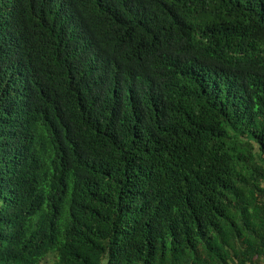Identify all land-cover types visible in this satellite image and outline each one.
<instances>
[{"label": "trees", "instance_id": "1", "mask_svg": "<svg viewBox=\"0 0 264 264\" xmlns=\"http://www.w3.org/2000/svg\"><path fill=\"white\" fill-rule=\"evenodd\" d=\"M264 264V0H0V264Z\"/></svg>", "mask_w": 264, "mask_h": 264}, {"label": "rangeland", "instance_id": "2", "mask_svg": "<svg viewBox=\"0 0 264 264\" xmlns=\"http://www.w3.org/2000/svg\"><path fill=\"white\" fill-rule=\"evenodd\" d=\"M55 261L54 255L50 254L48 255L45 260L41 264H53Z\"/></svg>", "mask_w": 264, "mask_h": 264}]
</instances>
